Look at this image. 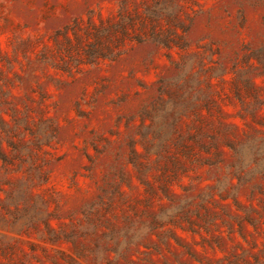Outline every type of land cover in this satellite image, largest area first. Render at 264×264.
<instances>
[{
	"label": "rangeland",
	"instance_id": "rangeland-1",
	"mask_svg": "<svg viewBox=\"0 0 264 264\" xmlns=\"http://www.w3.org/2000/svg\"><path fill=\"white\" fill-rule=\"evenodd\" d=\"M0 264H264V0H0Z\"/></svg>",
	"mask_w": 264,
	"mask_h": 264
}]
</instances>
